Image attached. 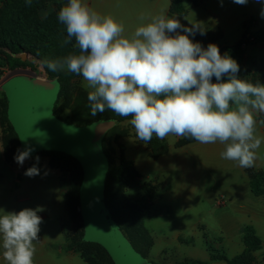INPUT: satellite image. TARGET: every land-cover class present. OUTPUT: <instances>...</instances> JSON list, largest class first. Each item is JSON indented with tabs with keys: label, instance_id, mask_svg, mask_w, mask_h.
<instances>
[{
	"label": "rangeland",
	"instance_id": "1",
	"mask_svg": "<svg viewBox=\"0 0 264 264\" xmlns=\"http://www.w3.org/2000/svg\"><path fill=\"white\" fill-rule=\"evenodd\" d=\"M205 2L206 0L200 6ZM233 5L236 11L253 13L255 16L264 8V4L255 0H249L246 5ZM2 11L13 33L39 32L45 37L40 41L34 38L30 44H24L21 55H25L26 61L23 62L26 65H14L7 49L0 52V87L16 70L32 71L47 79H50L49 74L54 77L55 72L49 71L45 62L52 60L48 55L47 41L51 36L49 31L65 30L59 21L52 18L57 17L58 6L46 2L37 8L33 2L28 6L25 0H15L12 5L8 4V0H0V12ZM45 13L47 18L42 19ZM256 24V17H248L245 34L248 33L251 39L261 33L263 40L264 31L250 29ZM201 28L204 29V34L197 31L192 39L205 48L209 43L218 45L224 39L219 25ZM232 38L234 41L237 37ZM258 42L256 40L246 47H253ZM226 48L220 50L221 55ZM243 57L244 55L235 58L240 66L238 76L253 83H264V70L245 67L241 64ZM20 84L21 88L20 85L16 86V90L6 86V93L0 91V145L4 158L6 160V155L11 157V163L6 161L9 165L17 163L14 157L18 149L15 148V137L5 114V93L10 101L9 118L19 134L22 148L33 149L30 157L49 161V156L42 154L59 152L72 156L81 164L84 171L81 187L84 240L100 244L110 254L98 246L88 245L85 250L97 264H181L195 260L207 264H228L226 261L212 260V255L232 259L242 253V235L236 234L237 227L241 226L244 218L240 209L252 206L251 210H257V207H263L264 196H255L249 183L248 186L244 184L243 175L232 170L230 165L225 166L215 160L211 162L206 145L194 146L197 141L174 135L162 140L154 135L150 142L144 144L137 139L134 128L128 123L130 119L121 122L100 120L84 126L71 123L77 121L74 113L78 110V99L86 98L89 91L84 86L82 77L71 81L68 92L58 104L60 85L57 80L44 85ZM56 107L63 119L56 117ZM106 151L114 166L131 164L132 168L113 182L109 201L112 203L122 196L133 205L144 208L142 226L144 236L149 241L141 244L144 245L147 258L134 250L108 216L104 194L109 170ZM177 160L190 162L191 170L198 172L199 176L191 195L184 203L175 201L173 194H170L174 182H180L181 170L175 166ZM53 161L61 186L67 190V195L72 191V198L75 200L81 170L68 158L54 157ZM166 186H170L169 190L160 195ZM250 218L247 217L243 224L250 225L249 222L253 220ZM69 219L70 228L66 234L76 237L82 222L77 215L70 213ZM261 223L259 237L263 249L254 252L248 264H264V218Z\"/></svg>",
	"mask_w": 264,
	"mask_h": 264
},
{
	"label": "clouds",
	"instance_id": "2",
	"mask_svg": "<svg viewBox=\"0 0 264 264\" xmlns=\"http://www.w3.org/2000/svg\"><path fill=\"white\" fill-rule=\"evenodd\" d=\"M232 2L246 5L249 0ZM25 3L31 6L32 0ZM57 19L67 33L64 43L74 40L78 51L46 61L47 69L82 77L91 115L111 111L131 117L128 123L144 144L154 135L161 140L174 135L201 144L219 142L223 159L241 168L254 167L262 143L256 117L264 115V84L240 78L238 62L221 55L216 44L205 48L194 42L190 36L204 34L199 24L185 27L161 13L126 36L122 23L83 0H68ZM259 124L264 125V119ZM32 151L17 150L14 159L23 165ZM39 174L35 165L25 171L28 177ZM40 211L0 212V248L7 264H34L43 222Z\"/></svg>",
	"mask_w": 264,
	"mask_h": 264
},
{
	"label": "crops",
	"instance_id": "3",
	"mask_svg": "<svg viewBox=\"0 0 264 264\" xmlns=\"http://www.w3.org/2000/svg\"><path fill=\"white\" fill-rule=\"evenodd\" d=\"M83 2L97 13L110 15L122 23L125 29L124 35L126 36H130L137 27L148 23L152 16L161 13L170 18L178 19L185 27H191V24H199L200 27L219 25L224 33V39L217 45L219 50L234 46L242 40L246 32L248 17L254 16L257 20L256 26L250 28L251 30L264 31V17L261 16V13L255 16L253 13L236 11L232 0H223L222 3L221 0H206L204 5L200 7L190 6V13L187 17H178L170 13L171 0H83ZM141 17H144V19L142 20ZM233 36L237 37L234 41L232 40ZM190 38L192 39V36ZM243 55L244 59L241 64H244L245 67L264 70V39H260L253 47H246L243 50ZM54 80L56 79H47L38 75L18 76L4 83V92L6 93L8 90L6 86L16 90V86L19 87L20 85L19 88H21L20 83L44 85ZM83 84L85 86L84 81ZM7 100L9 105L8 96ZM256 119L258 121L256 135L262 138V143L257 150V159L252 168H241L237 162L223 159L220 153L224 150V145L219 142L214 144H201L198 142L194 144V146L198 144L206 145L211 162L215 160L225 166L230 165L232 170L240 172L244 177L246 186L249 183L247 169H264V125L259 124V120L264 119V115H257ZM13 127L15 129V126ZM15 131L17 132L16 129ZM21 151H23L22 143ZM175 163V166L181 170L180 182H174L170 194H173L175 201L184 203L186 198L191 195L199 176L198 172L191 170L190 162L177 160ZM33 165L39 169L40 174L33 177L26 176L25 171ZM66 195L67 190L61 186L58 172L50 166L47 159L41 160L39 158L37 161L36 158L30 157L24 161L23 165L18 163L9 165L4 158L0 145V212L2 210L5 212H18L24 208L36 209L39 207L42 209L38 213L43 222L40 225V239L35 242L34 264H88L79 253L63 249L66 243L65 235L67 229L70 228ZM251 207L247 206V209H240L244 218L241 221L242 224L240 223L241 226L237 227L236 234L243 235L244 227L247 225L243 222L247 220V217H251L250 219L253 218V220L249 223L256 228L260 236L259 227L262 225V218H264V206L257 207V210H251ZM177 238L179 237L177 236ZM243 250L240 249V252H243ZM2 251L3 249L0 248V264H7L3 259ZM208 258L207 256L206 259ZM209 264L225 263L211 262Z\"/></svg>",
	"mask_w": 264,
	"mask_h": 264
},
{
	"label": "trees",
	"instance_id": "4",
	"mask_svg": "<svg viewBox=\"0 0 264 264\" xmlns=\"http://www.w3.org/2000/svg\"><path fill=\"white\" fill-rule=\"evenodd\" d=\"M14 1L15 0L13 1L8 0V4L12 5ZM204 1L205 0H171L170 13L178 17H186L189 14V5L198 7ZM32 2L35 3V7L37 8L42 7L46 2H51L56 6H58V8L60 9L63 5H65L68 2V0H32ZM3 15H4L3 11L0 12V48H1L0 52H4V50L7 49L8 52L10 53L11 62L14 65H26V63H24L19 57L21 53L24 52V44H30L34 38H38V41H40V39L45 37V35L39 32L27 33V34L13 33L12 30L8 27L7 18L3 17ZM52 18L58 21L57 17L52 16ZM49 32L51 33V36L47 41L49 48L48 55L52 60H56L58 58L64 57L71 52L78 51V49L74 48V44H75L74 40L72 41V43L69 44L64 43V40L67 35L66 30L51 29ZM250 37L251 36H249L248 33H246L243 39L239 43H237L234 46L227 47L223 55L224 54L230 55L233 59L242 57L244 48L250 43ZM261 37H262L261 33H257L256 35H254V38L256 40H260ZM51 76L52 75L49 74V78L56 79L60 85L57 104L60 101V99L68 92L71 81L73 79L80 78V76H77L68 71L55 72V76L54 77ZM4 99L6 103V107H5L6 119L15 137V148L21 150L20 138L9 120V116H8L9 105L5 93H4ZM77 108L78 110L74 113V117L76 118L77 121L75 122L71 121V123L76 124L78 126H84L100 120H114L116 122H121L127 119H131V117H121L119 115L112 113L111 111L97 113L95 116L91 115L90 105L87 96L84 99L83 97L78 99ZM54 113L57 118L63 119L58 113L57 107L55 108ZM42 155L49 156V164L53 169H55L53 166L54 157H60V158L62 157V158H68L69 160L74 162L81 170L80 185L77 189L75 200H73L72 198V191H70L68 195H66V198H67V206L70 215H77L80 218L82 224L80 225V231L78 232V235H76V237L68 234L65 235L66 243L63 249L66 251H73L79 253L81 257L84 259V261L88 264H97L92 258L89 257L88 252L85 250L86 247H88V245L98 246L101 249H103L106 253L108 252L100 244L94 242H87L84 240L85 226L83 222L81 202H80V193H81L82 183L84 180V171L81 164L72 156H69L64 153L46 152V154H42ZM106 155L109 160V170L107 174L104 194H105V205L108 212V216L115 223L118 229L126 236L132 247L144 258H147V255L143 250L144 245L141 244L143 242L149 241V238H146L144 236V230L142 226V219L145 213L144 208L133 205L122 196L118 199L113 200L112 203L109 201L113 182L117 180L119 176H121L122 178L126 174V172L132 168L131 164L124 165V167L123 166L116 167L112 163L111 158L107 153V151H106ZM6 161L8 163H11L12 162L11 157L6 155ZM247 173L250 179L249 187L251 189V192L257 197L264 196V188H263L264 171L247 169ZM169 188L170 186H166L160 192V195L168 191ZM242 241L244 244V250L241 254L235 256L232 259H229L226 256L215 257L214 255H212V260L218 259V260L226 261L228 264H248L252 260L251 259L252 254L254 252L263 249L261 239L258 235L256 228L253 225L250 224L244 227ZM111 261L112 263L114 262L113 260ZM181 264H207V263L199 260H195V261H185L184 263Z\"/></svg>",
	"mask_w": 264,
	"mask_h": 264
},
{
	"label": "water",
	"instance_id": "5",
	"mask_svg": "<svg viewBox=\"0 0 264 264\" xmlns=\"http://www.w3.org/2000/svg\"><path fill=\"white\" fill-rule=\"evenodd\" d=\"M21 58L22 61H26L25 59V55L22 54L19 56ZM18 76H36V73L32 72V71H28V70H16L14 71L12 74H10L4 81L2 86L0 87V91H4V83H6L8 80L14 78V77H18ZM80 202H81V193H80ZM81 210H82V206H81ZM83 217V215H82ZM84 222V220H83ZM85 226V224H84ZM135 250V249H134ZM136 251V250H135ZM137 252V251H136ZM138 253V252H137ZM110 255V254H109ZM143 257V256H142ZM144 258V257H143ZM113 260V259H112ZM116 263V262H115Z\"/></svg>",
	"mask_w": 264,
	"mask_h": 264
},
{
	"label": "built area",
	"instance_id": "6",
	"mask_svg": "<svg viewBox=\"0 0 264 264\" xmlns=\"http://www.w3.org/2000/svg\"><path fill=\"white\" fill-rule=\"evenodd\" d=\"M254 42H256V39L255 38H251L250 39V43H254Z\"/></svg>",
	"mask_w": 264,
	"mask_h": 264
}]
</instances>
